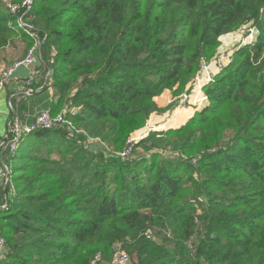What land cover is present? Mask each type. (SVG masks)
I'll use <instances>...</instances> for the list:
<instances>
[{"label":"trees","instance_id":"obj_1","mask_svg":"<svg viewBox=\"0 0 264 264\" xmlns=\"http://www.w3.org/2000/svg\"><path fill=\"white\" fill-rule=\"evenodd\" d=\"M25 10L0 3V49L14 35L32 45L23 15L45 35L50 114L118 151L221 35L251 25L258 36L205 87L207 105L149 131L133 159L88 153L63 126L24 134L10 156L0 264H89L117 251L132 264H264V0H31Z\"/></svg>","mask_w":264,"mask_h":264},{"label":"built area","instance_id":"obj_2","mask_svg":"<svg viewBox=\"0 0 264 264\" xmlns=\"http://www.w3.org/2000/svg\"><path fill=\"white\" fill-rule=\"evenodd\" d=\"M6 7L10 12L15 13L20 7H25L26 10L29 9L31 0H23L21 4L11 3L6 1ZM25 10V12H26ZM24 12V13H25ZM23 16V15H22ZM22 16H19L17 19V25L23 31H25L33 40L32 45H30L26 53L23 57L18 58L8 64L4 69L0 72V87L4 84V82L13 74V72L19 67H28L33 64L36 60H39L40 56V46L45 40V35L40 36L36 30L29 24L26 23ZM243 32L238 39V44L240 45H252L256 42L258 36V30L255 26L246 25L243 26ZM232 52H219L218 55H214L209 61L201 59L199 64L198 73L191 79L188 87L181 94L176 97L177 107H190L193 108L194 111L200 110L208 103V95L205 92V87L210 83L214 82L215 74L210 71V68L215 65H221L220 67H225L231 61ZM225 60V63H224ZM50 69L48 68L46 77L50 78ZM191 86V87H190ZM175 99L168 101L172 103ZM10 107V103H9ZM65 128L67 133V137L72 136L75 128L73 127L71 121L64 118L63 112L57 113L55 115H51L49 110L40 111L37 115H35L31 124L27 126H20L16 120L13 123H8V133L3 138L0 137V151L3 153H13L17 148L18 143L21 137L24 134H27L33 130L39 128H55L61 127ZM149 131L153 130L154 126L149 125ZM143 136L133 137L130 136L126 140V147L123 152L120 154L122 158H128L131 156L132 145L137 140L141 139ZM1 168L3 172V186L6 187L10 184V166L7 164L4 159H2ZM7 199H3L2 203H0V212L6 209ZM146 236L149 237V234L146 233ZM5 250V239L1 232L0 227V258L3 256ZM89 264H132V259L125 252H120L111 263H102L97 259H92Z\"/></svg>","mask_w":264,"mask_h":264},{"label":"crops","instance_id":"obj_3","mask_svg":"<svg viewBox=\"0 0 264 264\" xmlns=\"http://www.w3.org/2000/svg\"><path fill=\"white\" fill-rule=\"evenodd\" d=\"M23 49L22 55L24 56L26 53V47L28 44L27 38H23ZM8 45H5L3 48L7 51ZM12 55V54H11ZM4 57V55H3ZM17 58V57H16ZM14 58H9L5 56V60H0V72L2 69L8 65L10 60L12 61ZM11 63V62H10ZM9 63V64H10ZM41 82V71L39 67V62L36 60L33 64L28 67H19L16 69L13 74L4 82V84L0 87V137L3 138L8 133V123L15 121L22 127L27 126L32 123L35 115L43 110H48L50 108L51 102L55 100L52 96V92L50 88L45 90L43 86H38ZM159 98H154L158 107L166 109H172L174 107V113L171 116L172 119H169L168 123L165 124L166 130L170 127H178L183 124L192 114L195 112L194 109L190 107H177V100L175 99L172 103H168L169 98L172 96L169 92H164L160 94ZM15 100L16 112L13 114L11 101ZM10 103V107H9ZM156 113V112H155ZM162 114V113H160ZM168 114V113H167ZM150 120L153 119V124L157 115L154 113L151 114ZM177 125H170V122L176 121ZM173 124V123H171ZM6 153H2L0 151V201L2 199H7L6 196V187L3 186V172L1 168L2 159H4V155ZM8 156H11L8 153ZM5 161V160H4ZM10 166V164H9ZM11 169V167H10ZM10 180H11V172H10Z\"/></svg>","mask_w":264,"mask_h":264},{"label":"rangeland","instance_id":"obj_4","mask_svg":"<svg viewBox=\"0 0 264 264\" xmlns=\"http://www.w3.org/2000/svg\"><path fill=\"white\" fill-rule=\"evenodd\" d=\"M6 1L8 0H0V3L1 5H3V7L5 8L6 6ZM10 2V1H9ZM5 5V6H4ZM246 26V25H244ZM243 26H241L238 30H235V31H232V32H229V33H226L224 35H221L219 37V41H220V44L219 46L217 47V50L216 52L214 53V55H218L219 52L221 53H226L228 51H231L233 53V51L239 47V44H238V39L240 37V35L242 34L243 32ZM23 36L21 35H14L11 37L10 41L8 42V44L10 43L11 45H8V49L7 51L4 49H0V60L4 59L5 60V56H8L10 59L11 58H14L12 61L18 59V58H21V55H22V49H23ZM44 42V41H43ZM43 44V43H42ZM7 45V44H6ZM29 46L27 45L26 47V50ZM43 48H44V45H41L40 46V56H39V67H40V71H41V82L38 86H46L47 83L50 81V78H47L45 79V75L47 73V70H48V66L43 62L42 60V51H43ZM12 54V55H11ZM4 55V57H3ZM213 55V56H214ZM17 57V58H16ZM10 60V62H12ZM9 62V63H10ZM8 63V64H9ZM224 63H225V60H224ZM7 66V65H6ZM221 65H215V66H212L210 68V71L212 73L215 74H218L223 68L220 67ZM199 70V69H198ZM198 70L196 73H198ZM195 73V74H196ZM195 74L189 79V81L186 83V85L178 90L177 92L175 91V88H172V89H166L165 91H163L162 93L164 92H169L170 95H172L170 98H169V101L172 100V99H176V97L181 94L184 90H186V88L188 87L191 79L195 76ZM51 77V73H50V76ZM215 79V77H214ZM191 87V86H190ZM51 90V89H50ZM161 93V94H162ZM161 96H158L156 98H159ZM169 103V102H168ZM11 106H12V110H13V114L14 112H16V106H15V100L13 99L11 101ZM163 109V108H162ZM193 109V108H192ZM74 110L72 109L71 112H73ZM174 107H172V109H169L168 111L165 109H163L162 111H158V112H153L155 115H157L156 119H155V122L153 124V119L152 121L150 120L151 116H149L148 120L146 121L145 125L134 131L130 136H133V137H139V136H142V135H147V133L145 134L146 131H148L149 129V125H152L154 126L153 130L152 131H162L166 126L165 124L168 123L169 119H172L171 116L173 115L174 113ZM162 113V114H160ZM168 113V114H167ZM38 114V113H37ZM36 114V115H37ZM193 115V114H192ZM70 121V120H69ZM177 122H179L178 120L176 121H173V122H170V125H177ZM173 123V124H171ZM73 125V124H72ZM180 126V125H179ZM74 127V126H73ZM75 128V127H74ZM75 134L76 135H83L84 137H86L84 140H79V142H77L78 144H80L88 153H95L99 150H103L107 153H111V154H114V155H117V156H120V154L123 152V150L125 149L126 147V141H125V144H124V147L121 151H118V150H115V149H112L111 147H108L104 142H102L99 138H96V137H90V136H87L85 131H84V128L83 127H77L75 129ZM229 136V135H228ZM227 136V137H228ZM144 137V136H143ZM69 138H71V136H69ZM91 151V152H90ZM142 150L141 149H138V151L136 152L137 154L138 153H141ZM161 153V152H160ZM169 152H165V153H162L163 155H166L168 156ZM135 154V153H134ZM121 157V156H120ZM130 159H133L132 156L128 157V158H123V160H130ZM4 160L7 164H10L11 165V158L10 156H8V153H6L4 155ZM120 253V251H117L115 252L114 256H113V259ZM131 258V257H130ZM94 259H97L98 261H100L99 259V256H95ZM112 259V260H113ZM111 261H100L102 263H111Z\"/></svg>","mask_w":264,"mask_h":264}]
</instances>
